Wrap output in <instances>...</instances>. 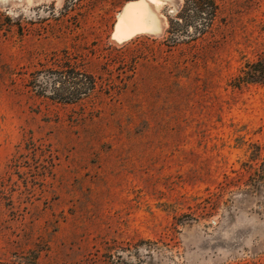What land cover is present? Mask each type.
Wrapping results in <instances>:
<instances>
[{"label": "rangeland", "instance_id": "374dc122", "mask_svg": "<svg viewBox=\"0 0 264 264\" xmlns=\"http://www.w3.org/2000/svg\"><path fill=\"white\" fill-rule=\"evenodd\" d=\"M139 1L0 0V264H264V0Z\"/></svg>", "mask_w": 264, "mask_h": 264}, {"label": "bare ground", "instance_id": "6f19581e", "mask_svg": "<svg viewBox=\"0 0 264 264\" xmlns=\"http://www.w3.org/2000/svg\"><path fill=\"white\" fill-rule=\"evenodd\" d=\"M184 0H146L145 7L142 10H139L142 19L134 26V31H139L145 28L150 30L151 34H160L163 33L167 28V21L160 13V10L163 6H175L180 9L183 6ZM137 3H132L130 6ZM129 6V8H130ZM127 9V8H126ZM127 11V10H126Z\"/></svg>", "mask_w": 264, "mask_h": 264}, {"label": "trees", "instance_id": "16d2710c", "mask_svg": "<svg viewBox=\"0 0 264 264\" xmlns=\"http://www.w3.org/2000/svg\"><path fill=\"white\" fill-rule=\"evenodd\" d=\"M141 39H146V38L136 39L132 42H138ZM130 44L126 45L122 49H119L118 51L128 49L129 46H131ZM231 84H232L231 86L235 89H240L242 87L252 86V85H258L264 88V59L257 62L247 63L240 72V75L236 77L231 82Z\"/></svg>", "mask_w": 264, "mask_h": 264}, {"label": "water", "instance_id": "95a60500", "mask_svg": "<svg viewBox=\"0 0 264 264\" xmlns=\"http://www.w3.org/2000/svg\"><path fill=\"white\" fill-rule=\"evenodd\" d=\"M141 1L139 2H133V3H140ZM131 4V3H130ZM129 4V5H130ZM129 5L127 7V11L125 14L122 15L121 19H120V23H119V34L117 35L116 37V41L119 43V44H127L128 42L131 41V39L135 38V37H141V36H146L147 38L148 37H158V36H161L165 33V31L163 33H160V34H151L149 31L150 30H147L145 28L142 29V32L141 30L139 31H134L133 28L134 26H131L125 19L128 11H129ZM168 26V25H167Z\"/></svg>", "mask_w": 264, "mask_h": 264}, {"label": "snow or ice", "instance_id": "6c2138e0", "mask_svg": "<svg viewBox=\"0 0 264 264\" xmlns=\"http://www.w3.org/2000/svg\"><path fill=\"white\" fill-rule=\"evenodd\" d=\"M146 0H141L140 3L130 6L129 11L125 17L126 21L130 25H135L142 19V15L139 10L144 9Z\"/></svg>", "mask_w": 264, "mask_h": 264}]
</instances>
